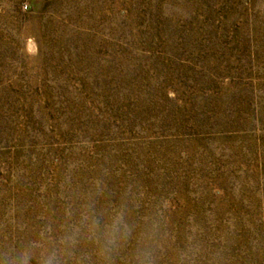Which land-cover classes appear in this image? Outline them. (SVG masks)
<instances>
[{
	"label": "rangeland",
	"instance_id": "1",
	"mask_svg": "<svg viewBox=\"0 0 264 264\" xmlns=\"http://www.w3.org/2000/svg\"><path fill=\"white\" fill-rule=\"evenodd\" d=\"M120 210L110 264H264V0H0V264Z\"/></svg>",
	"mask_w": 264,
	"mask_h": 264
},
{
	"label": "clouds",
	"instance_id": "2",
	"mask_svg": "<svg viewBox=\"0 0 264 264\" xmlns=\"http://www.w3.org/2000/svg\"><path fill=\"white\" fill-rule=\"evenodd\" d=\"M27 6L25 5V8ZM23 53L29 57L39 55V43L35 37H27ZM82 227H86L90 236H96L100 239L97 256L104 261V264H110L113 252L118 248L121 240H126L132 233L131 226L125 220L122 210L113 214L111 220L102 226L99 218L92 214H86L82 218L80 225L74 226L71 232L61 237V244L66 248L74 249L79 243ZM33 259H37V264H65V260L60 251L52 248L44 254L36 258L28 249L20 250L15 257L12 258L11 264H32ZM83 258L81 264H83ZM137 264H153V258L150 251L141 250L137 256Z\"/></svg>",
	"mask_w": 264,
	"mask_h": 264
}]
</instances>
